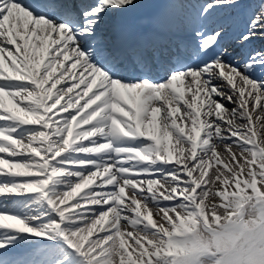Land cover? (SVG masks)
Masks as SVG:
<instances>
[{"label": "snow or ice", "instance_id": "snow-or-ice-1", "mask_svg": "<svg viewBox=\"0 0 264 264\" xmlns=\"http://www.w3.org/2000/svg\"><path fill=\"white\" fill-rule=\"evenodd\" d=\"M137 6L0 0V264H264V0Z\"/></svg>", "mask_w": 264, "mask_h": 264}, {"label": "bare ground", "instance_id": "bare-ground-1", "mask_svg": "<svg viewBox=\"0 0 264 264\" xmlns=\"http://www.w3.org/2000/svg\"><path fill=\"white\" fill-rule=\"evenodd\" d=\"M142 0H136V2H137V5L138 4H143V2H141ZM147 1H151V0H147ZM257 4L259 3V1L258 0H254ZM147 4H149V3H147ZM144 5H146V4H144ZM143 5V6H144ZM153 9V8H152ZM155 9V8H154ZM151 10V9H150ZM228 41L229 40H227V38H225L221 43H224V44H226V43H228ZM250 46H251V51H253V50H264V39H256V40H254V41H252V43L250 44ZM227 49V52H228V55H226L225 56V60H229V59H231V60H233V61H239V60H242L244 57H245V55L247 54V53H245V54H243L242 52H240L241 50L238 48V47H227L226 48ZM239 51V54L237 55V56H235L234 54L235 53H237ZM155 71L157 72H159V74H161V75H163V71H164V69H162V68H157V69H155ZM152 75H154L153 73H152ZM237 83H238V85H239V81H237ZM186 95H188V97L190 98V94H186ZM81 103H83V101L81 102ZM234 105H229L228 107H229V109H231L232 107H233ZM183 110V109H182ZM179 122V121H178ZM238 123H239V121H238ZM234 151H238L237 149H235V147H234V149H233ZM223 151V149H221V154L223 155L224 153L222 152ZM0 155H3L5 158H7V156H8V154H0ZM258 186H259V184H258ZM150 206H152V205H150ZM94 236L95 235H97L96 233H94L93 234Z\"/></svg>", "mask_w": 264, "mask_h": 264}, {"label": "rangeland", "instance_id": "rangeland-1", "mask_svg": "<svg viewBox=\"0 0 264 264\" xmlns=\"http://www.w3.org/2000/svg\"><path fill=\"white\" fill-rule=\"evenodd\" d=\"M259 1V3H261L262 2V0H258ZM141 2H143V4H142V6L144 5V4H146V5H144L143 7H147L148 9H151L152 11H149V10H147V11H149L150 13H155L156 12V9L158 8V7H161V5H163L165 2H166V0H151V1H147V0H142ZM253 2V0H251V3ZM147 3H149V4H147ZM138 5H141V4H138ZM153 8V9H152ZM155 8V9H154ZM157 13H158V11H157ZM223 152V151H222Z\"/></svg>", "mask_w": 264, "mask_h": 264}]
</instances>
